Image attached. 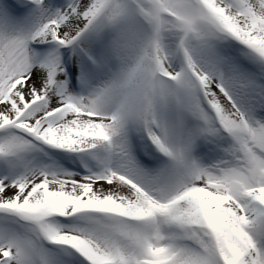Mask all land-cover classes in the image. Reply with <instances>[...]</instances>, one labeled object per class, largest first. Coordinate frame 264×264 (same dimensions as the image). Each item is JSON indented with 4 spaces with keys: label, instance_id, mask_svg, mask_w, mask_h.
<instances>
[{
    "label": "snow or ice",
    "instance_id": "1",
    "mask_svg": "<svg viewBox=\"0 0 264 264\" xmlns=\"http://www.w3.org/2000/svg\"><path fill=\"white\" fill-rule=\"evenodd\" d=\"M0 264H264V0H0Z\"/></svg>",
    "mask_w": 264,
    "mask_h": 264
}]
</instances>
